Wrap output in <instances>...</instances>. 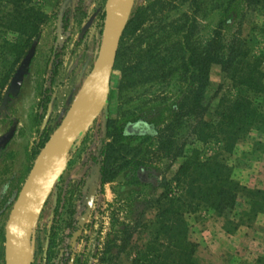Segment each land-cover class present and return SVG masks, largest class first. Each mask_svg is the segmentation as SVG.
Wrapping results in <instances>:
<instances>
[{"label": "rangeland", "instance_id": "374dc122", "mask_svg": "<svg viewBox=\"0 0 264 264\" xmlns=\"http://www.w3.org/2000/svg\"><path fill=\"white\" fill-rule=\"evenodd\" d=\"M36 1L42 3L51 21L34 46L28 73L18 90L12 87L15 78L3 87L0 77V232L4 227V234L12 208L40 151L54 136L95 64L101 44L96 23L107 2ZM155 1L135 0L133 11ZM165 1H169L167 18L188 10L184 0ZM232 10L233 17L228 14L222 17L219 11L202 17L198 36L208 39L222 19L230 27L228 36L237 31L240 22L245 37L263 22L262 7L238 3ZM119 79L120 72L114 71L110 115L116 118L129 111L137 114L141 122L128 128L130 133H146L151 130L147 123L167 120L182 97L178 86L172 83L166 89L155 87L132 93L133 102L125 103L117 94ZM211 82L204 103L207 119L218 104L216 94L220 86L226 89L229 85L219 66L212 68ZM162 92L165 93L160 96ZM155 93L162 98L167 96L168 102H150ZM98 100L97 116L92 117V123L61 163L33 217L32 264H98L108 239L112 240L122 228L120 223H132L142 213L144 220L154 217L155 210L149 207V202L162 192L163 176L172 178L184 161L178 160L169 170L170 161H158L148 169L129 171L115 182L103 185L101 153L108 138L105 111L100 107L101 99ZM46 134L49 139L40 150L39 144ZM193 148H203L205 157L222 154L219 145L204 147L196 137L188 135L187 149ZM223 159L242 186L264 191V132L251 131L232 154L224 153ZM249 202L245 195H240L228 220L210 209L187 216L190 239L198 246L199 264H264V212L255 215ZM147 239L145 234L136 242L143 246ZM134 256L123 255L120 264H131ZM0 264H6L5 239L3 242L1 236Z\"/></svg>", "mask_w": 264, "mask_h": 264}, {"label": "trees", "instance_id": "16d2710c", "mask_svg": "<svg viewBox=\"0 0 264 264\" xmlns=\"http://www.w3.org/2000/svg\"><path fill=\"white\" fill-rule=\"evenodd\" d=\"M184 1L188 10L173 18H167L169 1L165 0L137 7L132 13L115 65V71L120 72L119 98L132 103V93L155 87L166 89L172 83L178 86L182 97L167 120L147 123L151 130L143 134L128 130L141 122L134 112L112 118L108 99V141L101 153L102 184L113 183L129 171L148 169L158 161H170L168 170L178 160L184 161L172 178L163 176L162 192L149 202L155 210L154 217L144 220L142 213L132 223H120L122 228L112 240L108 239L98 264H120L121 257L127 254L135 255L131 264H199L198 246L190 239L188 215L210 209L228 220L240 195L249 199L252 213L264 212V191L242 186L223 159V154H232L251 131L264 132V17L247 37L242 34L241 22L235 33L226 35L230 27L223 19L208 39L198 36L202 17L218 11L222 17L230 15L238 3L264 8V0ZM159 15L164 17L158 18ZM105 17L104 9L96 23L99 39ZM50 21L51 16L36 0H0L3 87L12 78V87H21L30 65L27 56ZM214 66L220 67L229 85L226 89L220 86L218 104L207 119L204 103L212 86ZM160 96L155 93L150 102H168L167 96ZM188 135L196 137L204 147L219 145L222 154L205 157L203 148L188 151ZM48 139V134L42 138L40 150ZM3 228L0 236L4 242ZM145 234L147 242L138 246L136 240H142Z\"/></svg>", "mask_w": 264, "mask_h": 264}, {"label": "water", "instance_id": "95a60500", "mask_svg": "<svg viewBox=\"0 0 264 264\" xmlns=\"http://www.w3.org/2000/svg\"><path fill=\"white\" fill-rule=\"evenodd\" d=\"M134 4L135 0L106 2L103 35L95 64L54 136L40 151L9 215L5 233L6 264H32V222L46 192L38 202L37 194L49 175L54 174L53 180L56 178L61 163L97 116L98 98L101 99V109L104 108L105 111L121 40ZM33 52L34 47L29 52L27 61H30Z\"/></svg>", "mask_w": 264, "mask_h": 264}, {"label": "bare ground", "instance_id": "6f19581e", "mask_svg": "<svg viewBox=\"0 0 264 264\" xmlns=\"http://www.w3.org/2000/svg\"><path fill=\"white\" fill-rule=\"evenodd\" d=\"M53 178H54V174H51L45 179L40 192L37 194L36 202H38L41 199L42 195L46 192Z\"/></svg>", "mask_w": 264, "mask_h": 264}, {"label": "flooded vegetation", "instance_id": "af4514ba", "mask_svg": "<svg viewBox=\"0 0 264 264\" xmlns=\"http://www.w3.org/2000/svg\"><path fill=\"white\" fill-rule=\"evenodd\" d=\"M15 89V88H14ZM20 89V88H19ZM15 90H18V89H15Z\"/></svg>", "mask_w": 264, "mask_h": 264}]
</instances>
